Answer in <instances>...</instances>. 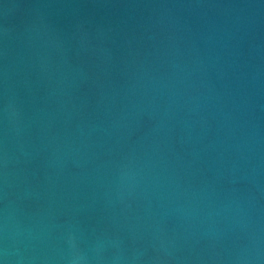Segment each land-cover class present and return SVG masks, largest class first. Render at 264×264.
<instances>
[{"label":"water","instance_id":"water-1","mask_svg":"<svg viewBox=\"0 0 264 264\" xmlns=\"http://www.w3.org/2000/svg\"><path fill=\"white\" fill-rule=\"evenodd\" d=\"M4 264H264V0H0Z\"/></svg>","mask_w":264,"mask_h":264},{"label":"clouds","instance_id":"clouds-1","mask_svg":"<svg viewBox=\"0 0 264 264\" xmlns=\"http://www.w3.org/2000/svg\"><path fill=\"white\" fill-rule=\"evenodd\" d=\"M0 264H4V261L3 260H0Z\"/></svg>","mask_w":264,"mask_h":264}]
</instances>
